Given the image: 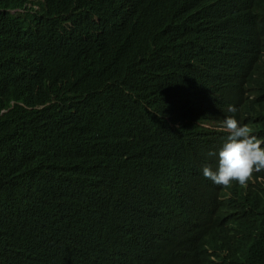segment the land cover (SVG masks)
<instances>
[{"label": "trees", "instance_id": "16d2710c", "mask_svg": "<svg viewBox=\"0 0 264 264\" xmlns=\"http://www.w3.org/2000/svg\"><path fill=\"white\" fill-rule=\"evenodd\" d=\"M262 14L264 0H0V264H264V209L191 200L187 165L231 88L264 85L241 51Z\"/></svg>", "mask_w": 264, "mask_h": 264}, {"label": "clouds", "instance_id": "9594fccd", "mask_svg": "<svg viewBox=\"0 0 264 264\" xmlns=\"http://www.w3.org/2000/svg\"><path fill=\"white\" fill-rule=\"evenodd\" d=\"M200 1V0H198ZM264 14L253 21V27L248 39L244 38L241 45L242 57L246 63L264 70ZM225 27V25H224ZM255 76H258L256 73ZM245 86L254 88L246 93V88L233 86L225 105L228 115L223 119L208 120L200 127L203 134L197 136L200 141L204 136H212L213 145L207 151V158L187 160L191 166L194 178L189 188L191 200H202L206 204L220 210L250 211L257 206L264 209V105L258 110L250 108L249 99H255L256 90L260 91L264 85H256V80L244 81ZM214 99L223 95L216 87ZM195 110L202 109L200 102ZM185 112L180 111V116ZM179 121V120H178ZM195 207V203H191ZM191 207V208H192ZM191 208L181 211L188 216ZM251 217L242 220L233 231L239 239L249 236L253 231ZM96 241L94 244H97ZM127 264H153L149 257L141 253L138 262L133 259ZM180 264V263H179Z\"/></svg>", "mask_w": 264, "mask_h": 264}, {"label": "bare ground", "instance_id": "6f19581e", "mask_svg": "<svg viewBox=\"0 0 264 264\" xmlns=\"http://www.w3.org/2000/svg\"><path fill=\"white\" fill-rule=\"evenodd\" d=\"M197 83V82H196ZM15 242V241H14ZM224 251V250H223ZM19 263V262H18ZM20 263H21V261H20Z\"/></svg>", "mask_w": 264, "mask_h": 264}]
</instances>
